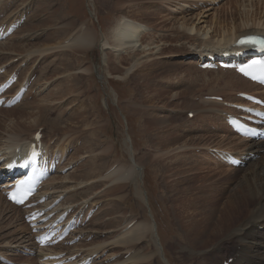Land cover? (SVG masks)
Wrapping results in <instances>:
<instances>
[{
    "label": "rangeland",
    "instance_id": "1",
    "mask_svg": "<svg viewBox=\"0 0 264 264\" xmlns=\"http://www.w3.org/2000/svg\"><path fill=\"white\" fill-rule=\"evenodd\" d=\"M22 1L0 0V4L6 2L4 3V9L7 10L3 15L5 16L7 12L9 13L5 16L6 18L4 17L3 19L7 23H11L14 14L16 12L18 13V10H15L13 11L12 16L11 13L14 6L11 4L16 5L23 2L26 3V0ZM28 1L29 0H27V2ZM41 1L42 0H30L29 2L31 3L28 2L25 4L27 6L29 5L26 7L27 11L24 14L27 15L25 24H23L17 31V34H14L6 40L7 44L4 43L6 46L19 44L17 49H19V46H26L28 50H26L25 54L23 52L22 55H17L22 52L0 49V65L7 68L6 72L13 71V69L14 71H17L15 70L17 66H21V70H18L21 79L23 78L22 80L24 81L30 76V81H35L32 83V91H28V96L24 101L18 104V106L16 105L14 108H5L6 110L3 108L0 109V133L6 134L5 136L0 134V148L5 145L3 149L6 151V143H8L7 134L21 135V137L30 136L29 138H31L32 133L36 132L39 128H42L45 133H48L45 135L46 142H48L51 148H54L56 152L59 151L60 145H67L66 142H68L69 145V142L75 138L76 140L74 141L76 142L72 143L71 146L66 147L63 154L65 164L73 165V168L67 173L55 176V178L50 181V185L46 188L50 194H54L53 192H56V194H64V205H72L75 208H77L82 201L77 203L71 202L73 196L77 195L86 197L89 193V191H87V184H90L93 181L87 180V178L82 179L83 171L89 166L88 163L90 160L91 168L99 165L101 167L102 162L99 158H96V155L100 152L105 153L106 148H109L104 160H108V166H112L110 169L104 171L100 177L96 178L99 181H108L107 183L109 184H101V188H99L93 195L90 194L88 197H84L86 202L80 206L84 207L83 205H85L84 209H86L90 204L88 208L89 210L98 204L101 209L98 208L99 210H97L94 217L84 226V235L91 232V234L85 239L87 243H90L97 237L96 244H106V246L107 244H114V246H107L103 250V257L106 255L104 260L113 256V260L111 259L112 261L109 264H117L116 262H118V259L120 263H122L120 259L122 256L123 259H129V252H126V249L123 246L116 243L119 241L118 237L124 233L125 229L120 231L121 233L118 232L120 227L115 226L114 221L117 222L122 216H125L124 219L128 216L141 220L146 218L152 223V232L154 233L153 235L157 242L156 248L161 255H159V253H154L156 252L155 244L151 245L154 243V239L152 242L150 239L146 238L143 241H140L142 250L139 251L142 255H148L150 257L148 260H158V255L164 264H189L187 263L186 256H179V251L168 250L167 247L169 241L174 240L178 233L181 235L182 232V226L176 225V220L173 221L174 219L172 217L175 216V214L171 212V209L178 213L179 216L180 214H183L182 210H184L186 218L184 220L180 218V221L184 222L186 219H189L188 224L190 227L192 226V230L188 227L191 232V241L181 235L184 238L183 245L186 247H188V244L194 245L199 249H202L200 251L201 253L204 251L208 253L214 243L203 246L205 243L204 237L194 239L192 236L193 230L205 221L211 220L212 223L217 221L219 210L226 207L228 204V202L226 203L227 197L236 186L235 183H231L237 181V178L244 173V168L238 170L231 166V168H229L227 165L223 166V164H215L217 163L216 159L208 156L209 153L207 152V149L209 146H221L225 149L242 153V151L245 150V147H240L239 143L241 140H239L238 137L236 138L234 133L227 129L222 115L221 117L219 114V116L215 115L216 112L221 109V106V110H224L225 107L221 104L222 101L205 98V96L219 95L228 100L236 98V91L238 90L254 91L255 89L243 88L241 85L236 86L232 84L236 78L232 75V73L235 72L230 69L202 70L198 68L196 65V54L194 50L198 48H195V46L199 45V39L202 37L195 31L186 29V35L190 37L185 36L184 39L177 41L173 39V36L176 34L172 32H175L177 27L179 29L181 25L180 22L183 21L182 18L184 17L190 18V21H194L198 26H203V28L205 25L207 28L212 27L211 30H209V35L214 33L213 30L221 28V25L223 28L227 29L228 26H237L238 23H243V20H246L248 17L253 18L255 24H253L252 20H248L249 22L245 25L242 24L243 27L240 28H247L248 30L253 29L254 27L255 29L263 30L264 0H219L218 2H216V0H124L125 2L123 0L122 2L121 0H111V2L110 0H53L52 9H49L51 12H48V9L39 7V2ZM55 2L60 6L61 18L54 26H50L52 19L48 18L47 14L53 13L52 10L54 7H58ZM118 3L123 4L120 5V7H123L124 3H127L126 5L130 6L132 10L127 9L129 7L126 8V6L125 8L123 7V9H119L120 7L117 5ZM138 5L143 7L141 9L137 8ZM122 11L129 16L135 15L136 17H133L147 23L151 28V32H154L156 36H154L155 42L161 47L165 48L168 44H172L176 45L177 49L180 45H183V48H181V51L176 49L174 52L169 51L170 48H166V55L164 53L162 54L163 56L165 55L162 58L164 64L158 67L154 65L156 68H153V73L149 76L146 75V73L152 68L149 66V63H160L161 60L159 59L160 55L158 53L153 54L156 50L154 47H156L157 44L154 43L151 46L147 45V48L149 49L146 51L144 50L143 52L139 48L141 51H139V53H142L140 54L142 59L140 61L144 62L134 70L132 69L128 72V76L125 78L115 76L114 74L112 75L106 69L108 68L109 70V68H112L113 66V69H119V73L122 70V73L126 71L130 64L129 62H132L130 61V57H127V52L122 54L120 62L116 60V62L119 63L118 66L114 64L115 59L113 57H110L109 65H107L104 59L107 56L105 52L107 49L105 48V45H102V42H98V45L86 50L84 53L77 51L71 52L70 61L73 62H71L73 68L71 67V70L65 73H62L65 69H63L59 63L64 61L63 58L65 54H59L60 52L57 51L61 48L56 50L53 48L51 49L52 51L48 50L51 54L46 58L43 57V53L39 55L44 47L55 46V44L49 45V42H46L47 40L45 39L49 34L54 32V27L69 24L67 30L69 33H72L74 30L76 31L80 25H84L85 23L90 30L95 27L98 31L99 38L101 39V35L105 33L107 34V27L112 24V20L115 17H118V15L124 14ZM33 18H36V20ZM175 19H177V21H174ZM198 19L200 20L198 21ZM259 21L261 22L259 23ZM71 22H73L72 25L70 24ZM181 28L183 29V27ZM30 29L32 30L30 31ZM27 32L34 34V37L37 35L38 38L36 37L21 42L24 33ZM2 47H5V45ZM30 48L31 50H29ZM34 49L36 51H34ZM28 53H35L29 62H27V60L24 61V58H27L24 55H27ZM42 57L44 59H42ZM75 57H78L76 60L77 62L71 60ZM12 61H14L13 64H11ZM47 64L50 67V70L47 69L49 68L47 67ZM91 66L92 72L88 73L85 68H90ZM54 68H57L58 71ZM111 68L110 70H112ZM46 69L49 72L46 71ZM142 69L147 70L142 73ZM81 72L83 73V76L80 75ZM74 73L76 77H73ZM114 73H118V71ZM192 78H195V80H192ZM68 80L74 85V89H69L71 91L66 90V85H68L69 88H72V85L70 84V86L69 82L67 83ZM177 80L178 83H175ZM21 83L22 81L16 85V88ZM60 87L64 89V91L61 94H58L56 93L58 92L56 90H62ZM150 95L155 96L153 97V100H151L152 98H149ZM54 99L62 102L55 106L56 101H54ZM50 103H53V106L56 108L52 105L49 106L48 104ZM84 107L86 108L84 109ZM211 108H217L216 112H210ZM78 109H84V116H88V118H85L84 121H82L83 119L79 122L78 120L75 121V126L72 129L63 131V127L73 123L74 114L77 113ZM191 110H193L194 113L193 117L188 116L187 113ZM22 112L26 113L23 114ZM28 112L35 114L37 118L34 123L35 125L41 124L38 129L36 127L29 129L21 124V121L24 119H28V121L34 119V117L32 119ZM34 112H39V114ZM217 118H221L222 120H218ZM42 119L45 120L46 123L41 122L43 121ZM54 119H56L57 122L52 123V120ZM16 122H18V124L20 122L19 126L15 125L11 129L4 128L6 124L14 125ZM52 125H54L55 129L51 127ZM57 126L61 130H57ZM166 134L168 136L171 135L172 137L180 135L181 139L177 142L171 141L170 143L167 142L166 139L163 141ZM59 137L61 139H59ZM183 150H185V152H182ZM203 157L205 159H203ZM201 159L203 160L201 161ZM132 161H135L137 169L141 170L140 176H138L137 180L127 181L121 178L117 179L115 176V179H112L113 176L109 175L120 164L122 165L126 163L127 167ZM193 161H196L197 163ZM203 162L205 163L203 164ZM181 163H195V166L202 167L203 169H200L195 173H183L185 170L184 168L181 169ZM162 164H164V166ZM159 165L160 167L156 169L155 167ZM96 171L97 170L93 172ZM70 172L72 173L68 175ZM109 178L111 180H107ZM175 179L180 181L182 179H191L190 183L184 184L185 188H178L177 194H191L192 192H194V194L220 192L218 195L207 196L211 198L209 207L216 210L208 216L206 213H197L194 211L192 208L196 205H189L190 210L186 209L184 206H180L182 200L180 199L179 201L177 199V201L174 199L176 194L172 191L170 192V188L173 186V182L175 183ZM63 183L66 184L65 186L67 188L62 186ZM128 183H130L129 187H127ZM187 185L190 186L187 187ZM110 187H113V190H109L107 193L110 191L111 193H117L110 196L108 193V196L106 197L102 195H106V190ZM101 195L104 196L103 199L100 198ZM121 195L126 196V200H123V202L121 201ZM94 196L100 198L98 199V202L93 203L92 198ZM119 197L120 199H118ZM113 201L114 205H116L115 213L106 215L107 208L109 209V207L114 206L112 204ZM7 207L8 204L3 202L0 198V213L2 212L1 210L6 209ZM6 212L9 216L13 215V220L10 221L11 224L4 221L0 224V250H4L1 247L5 248L8 240L13 241L11 240L13 238L12 236L18 232L21 236L23 235L24 237L29 238V231L23 222L21 210H10L8 207L5 213ZM245 215L246 212L242 217L232 220L231 223L236 224ZM106 221H110L111 224H106ZM98 224L100 225L98 226ZM124 224L125 222H123V225ZM193 226L195 227L193 228ZM205 227H207V225ZM116 231L118 233L111 236ZM206 232H210V229L207 228ZM116 239L117 241H114ZM77 245H81V243ZM117 245L118 248H116ZM231 247L232 246L230 245L229 248L231 249ZM87 248L89 247L77 246L75 250H86ZM3 253L6 254V251ZM219 253L220 257L222 256L218 261L219 264H221L222 260L224 263L229 256L231 257L230 253L227 255H222L223 252ZM182 254L186 255L185 252ZM13 258L17 260V257L14 256ZM19 259L23 258L20 257ZM167 259L170 260L169 263H166ZM138 263L156 264L154 261L137 262L135 264ZM0 264L3 263L0 262ZM123 264H134V262H130L129 260Z\"/></svg>",
    "mask_w": 264,
    "mask_h": 264
},
{
    "label": "bare ground",
    "instance_id": "2",
    "mask_svg": "<svg viewBox=\"0 0 264 264\" xmlns=\"http://www.w3.org/2000/svg\"><path fill=\"white\" fill-rule=\"evenodd\" d=\"M23 1H25V0H23ZM52 1L53 0H42L41 2H39V7L40 8H45V9H48V10L49 9H52V6H53V2ZM25 2L28 3L27 0ZM110 2H111V0H110ZM121 2H122V0H121ZM4 3H6V2H2L0 4V13H3V12H5L7 10V9L6 10L4 9ZM26 3L23 2L21 4L19 3V4H16V5L15 4H11V5L14 6L13 7V10H12V13H11L12 16H13V11L18 10V13L17 12L16 13L14 12L15 14L12 17L13 20L20 19V18H22V16H24L25 12L27 11V8L26 7L29 6V5L28 6L25 5ZM29 3H31V2H29ZM55 4L58 5L57 2H55ZM107 4H109V3H107ZM126 4L127 3H124V6L123 7L124 8H125V6H126V8L129 7L127 9H131L132 10V8H130V6H128ZM117 5H118V7H120V5H123V4L118 3ZM139 6L140 5H138L137 8H140L141 9L143 7V6H140V7ZM114 7H115V5H114ZM123 7H120L119 9H123ZM124 11H125V9H124ZM124 11H122V13H124ZM48 12H51V10H49ZM52 12L53 13H51V14H47L48 18L52 19V23L50 24V26H54L55 23H57V21H59V19L61 18V16H60V6L58 5V7H54V9L52 10ZM125 13H126V11H125ZM125 13L118 15V17H115L112 20V24L110 23L111 25H108V27H107V34L105 33V34L101 35V39L99 38L98 31L95 29V27H93L90 30L88 28V25H86L85 23H84V25H80L76 29V31L74 30L72 33H69V31L67 30V28L69 27V24L68 25L66 24V25H63V26L60 25L59 27L56 26V27L53 28L54 32L51 31L53 33L49 34L48 37L45 38L47 40L46 42H49V45H54L55 44V46L44 47V49L40 51V54L39 55H41L43 53V57L46 58L49 54H51V52H48V50H51L53 48L55 50L58 49V48H61L60 50H57V51L60 52L59 54H65L64 55V58H63L64 61L63 62H59L61 64L62 68L65 69L64 71H62V73H65L67 71H70L71 70L70 68L72 67L71 64L73 62L70 61L71 52L77 51V52H80V53H84L86 50H89V49L95 47L96 45H98L99 44L98 42H102L103 43L102 45L103 46L105 45V48L107 49V51H105L107 56L104 58L107 65H109L110 57H113L115 59V63L114 64L116 66H118L119 65L118 62H120V59H122V57H121L122 54L124 52H127V57H130V61H132V62H129L130 64L128 65L126 71H124L122 73V71H123L122 70L119 73V69L118 68H114L113 69V66H112V68L110 67L112 70H110V68H109V70H108V68L106 69L112 75L114 74L115 76L124 77L125 78L126 76H128V72H130L132 69L134 70L136 67H138L141 63L144 62V61L143 62L140 61V60H142L141 59V56H140V54H142V53H139V51H140L139 48L143 52L144 50L146 51L147 49H149V48H147V45H150L151 46L154 43L157 44L155 42V38H154L155 34H154V32L153 33L151 32V28H150V26L147 25V23L141 21L138 18H135L136 17L135 15H133V16H135V17H133V16H129L128 14L126 15ZM44 17H46V16H44ZM33 19L36 20V18H33ZM189 19L190 18H187V17L182 18L183 21L180 22L181 25H180L179 29L177 27L176 31L175 32H172V33H175L176 34V35L173 36L174 37L173 39L174 40H177V41H180V40L184 39V37L187 36L186 33H185V30L186 29L191 30V31H195L196 33H198L202 37V38L199 39L200 40L199 45L195 46V48H197V47L198 48L196 50H194L195 51V54L200 53V56L205 55L208 52H213V53L218 52V53H221V52L226 51V50L240 49V47L236 46V40L241 35L252 34V33H263L264 34V30L255 29L254 27H253V29H248V30H247V28H245V29L240 28V27H243L242 24L245 25L250 20H252L253 21V24H255L254 19L253 18H249V17L246 18V20H243V23H238L237 26H233V25L228 26L227 29L223 28L222 25H221V28H219L217 30H213L214 33L212 35H209L208 34L210 32L209 30H211L212 27L207 28L206 25H205L204 28H203V26H198L194 21H190ZM199 20L200 19H198V21ZM174 21H177V19H175ZM4 22H6V21L3 19L2 20V23H4ZM73 22H71L70 24L72 25ZM201 22H204V21H201ZM260 22L261 21H259V23ZM173 26H174V23H173ZM181 27H183V29ZM173 28H175V27H173ZM31 30L32 29H30V31ZM25 31H29V30H25ZM152 31H155V30H152ZM36 37H37V35L34 37V34H32L31 32H27V33H24V36L22 37L23 39L21 40V42H25V41H28V39H32V38H36ZM187 37H190V36H187ZM192 38H193V36H192ZM212 38L214 39V41H213ZM4 43H6V41H3V42L0 43V49H4V50H8V51H19V52L21 51L22 52V53H19L17 55H22L23 52L25 54L26 50H28V48L26 46H19V49H20L19 50V49H17V47H18L19 44L18 45L11 44V45H7L6 46L7 43L6 44H4ZM43 43H45V42H43ZM43 43H40V44H43ZM4 45H5V47H2ZM20 45H21V43H20ZM40 46H42V45H40ZM150 46H148V47H150ZM154 48H156V50L153 52V54H157L158 53L160 55L159 59H161V60H160V63H158V62H151V63H149V66H151L152 68H151V70L148 71V73H146L147 76H149V75H151L153 73V68H156L158 66H162L164 64L162 62V58L166 55L165 54L166 48H170L169 51H171V52H174L177 49L176 45H172V44H168L165 48L164 47H161L160 45L157 44L156 47H154ZM181 48H183V45H180V47H178L177 50L178 51L179 50L181 51ZM29 50H31V48ZM62 50H63V53H62ZM34 51H36V50L34 49ZM136 52H138V53H136ZM163 53L165 54L164 56L162 55ZM33 54H35V53H28L27 55H24L25 57H27V58H24V61L27 60V62H29V60L32 58ZM8 55H9V53H8ZM43 57H42V59H44ZM77 58L78 57H75V58H73L71 60H74L75 62H77L76 61ZM116 60H118V62H116ZM146 61H149V60H146ZM47 67H49L48 64H47ZM91 68H92V66L90 68H87L86 67L85 69L88 71V73H91L92 72V69ZM47 69L50 70V67L47 68ZM47 69H46V71H48ZM55 70H57V68ZM146 70L147 69H142L141 72L143 73ZM226 70H228V69H226ZM42 71H43V69H42ZM117 71H118V73H114V72H117ZM27 74H28V72H27ZM69 74H71V73H69ZM80 75L83 76V73L81 72ZM232 75H233V77L235 76V78H236L232 82V84H234L236 86H240L241 85V87H243V88L255 89L254 91L259 90L260 87L258 85H256L255 83L249 81L248 79H245L242 76H240L238 74H235V73H232ZM53 76H54V74H53ZM28 77L27 78L24 77L27 80L25 82L27 84V86L29 85V81H30V76H28ZM73 77H76L75 76V73H74V76ZM192 80H195V78H192ZM201 80H203V79H201ZM24 81L22 80V83L18 87H20L21 85H23L24 84ZM68 82H69V80L67 81V83ZM175 83H178V80ZM70 84L72 85V88H69L68 85H66L67 86V89L66 90H68V91H71L69 89H74L73 88L74 85L69 82V85ZM66 86H64V87H66ZM17 88L15 87L14 90L17 89ZM59 90H56V91H58L56 93L61 94L64 91V89H62L60 91ZM69 94H70V92H69ZM50 97H51V95H50ZM61 97H62V95H61ZM153 97H155V96H151V95L149 96V98H152L151 100L154 99ZM58 98H60V97H58ZM58 100H60V99H58ZM54 101H56V100L54 99ZM61 102L62 101H56L55 102V104H56L55 106H57ZM48 105L49 106L50 105L53 106L54 104L53 103H50ZM210 105H213V104H210ZM49 106H48V108H49ZM55 106H53V107H55ZM85 108L86 107H84V109ZM84 109L83 110L82 109L81 110L78 109L77 110V113L74 114L73 123H70L69 122L70 124L68 126L63 127L62 130L64 131V130L72 129L75 126V123H76L75 121L78 120V122H79L82 119H83L82 121H84L85 118H88V116H86V117L84 116ZM44 110H46V109H44ZM216 110H217V108H211V111L210 112H216ZM205 111H207V110H205ZM39 112L38 113L37 112H34V113L39 114ZM207 112H209V111H207ZM22 113L25 114L26 112H22ZM31 113H29V115L32 117V119L34 117V119L31 120V121L30 120L28 121V119L27 120L24 119V120L21 121V124L23 126L28 127L29 129L32 128V127L33 128L36 127L38 129V127L41 124H38V125H35L34 124L35 123V120H37V118H36L35 114H31ZM218 114L221 117V114H222V110L221 109L219 111H217L215 115L219 116ZM43 118H44V116H43ZM218 120H222V119L219 118ZM155 121H154V123H155ZM41 122H45V120H43ZM55 122H57L56 119L52 120V123H55ZM19 124H20V122H19ZM19 124H18V122H16L14 125L13 124L12 125H7L6 124L4 128L5 129H8V128L11 129L15 125L16 126H19ZM36 124H37V122H36ZM51 127L53 129H55L54 128V125H52ZM57 130H61V129H59V127L57 126ZM228 130H230L229 127H228ZM20 131H21V129H20ZM21 133H23V132H21ZM34 133H32V137L31 138H29L30 136L28 134L27 135L29 137H27V136L21 137V135L7 134V138H8L7 139L8 140V143H6V146H7L6 148L7 149H6V151H4L5 149H3V148H4L5 145L2 148H0V152H2L0 154V159L3 156L14 154L15 153V150L17 149V147L24 148V151L27 153L28 148H29V145H30V143H31V141L33 139V134ZM0 134L2 136H5L6 135V134H2V133H0ZM46 134H48V133L46 132ZM162 136H164V135H162ZM164 137L165 138L163 139V141L166 139L167 142H169V143L171 141L172 142L173 141L174 142H177L178 140L181 139L180 138V135H177V136L172 137L171 135L168 136L166 134V136H164ZM203 138H205V137H203ZM236 138H237V136H236ZM59 139H61V138L59 137ZM59 139H58V141H59ZM74 140H76V139L74 138ZM74 140L72 139L69 142V145H68V142H66L67 145H60L59 148L61 149V151L64 152V149L66 147H69V146L72 145V143L76 142ZM239 140H241V142L239 143L240 147H245V150H246V153L245 154H246V156L247 155H251V154H258L259 157L256 158V159L250 158L249 163H248V166L246 168H244V170H243L244 173H242V175H240L237 178V181H233L231 183V184H234L235 183L236 186L232 189L230 195H228V197H227L226 203L228 202V204L226 205V207L224 209L222 208L221 210H219V212H218L219 213V217H218L217 221H215L214 223H212L211 220L205 221L204 223H201L199 227H197V228H195L193 230L192 236H193L194 239H200L201 237H204L205 243L203 244V246H205L206 244H213L214 243L212 245V247L210 248L211 250L208 253L206 251H204V252L201 253L200 251L202 249H199L198 247H196L194 245H189L188 244V247H186V246L183 245L184 244L183 243L184 238L181 235L185 236L187 240H190L191 241L192 240V237H191V232L189 231V228L192 230V226L190 227V225L188 224L189 223V219H186L184 222H181L180 221V218L182 220H184L186 218V215H185V211L184 210H182L183 211V214H180V216H179L178 213L174 212L171 209V212L173 214H175V216L172 217L174 219L173 221L176 220V225H181L182 226L181 229H182V232L183 233L181 232V235H180L177 232L178 235L176 236V238L174 240L171 239L172 241H169L167 247H168V250L179 251V253H180L179 256H182V257L186 256L187 257V263H189V264H216V263H218L219 259L222 257V256L220 257V253L219 252H223L222 255H227L228 253H230L231 257H233V261L230 264H264V142L247 141V140L241 139V138H239ZM46 146H47V148L49 150L50 146L48 144ZM219 147H221V146H219ZM108 150H109V148H106L105 153L104 152L103 153L100 152L99 154L96 155V158H99V160L102 162L101 167L99 165L97 167L91 168V160H90L89 163H88L89 166L87 165L88 166L87 169L84 170L83 173H82V176H83L82 179L87 178V180H93L90 184H87V191H89V193L87 194L86 197H88L90 194L93 195L99 188H101V184L102 185H105L108 182V181L103 182V181H99V180L96 179V178L100 177L104 171L110 169V167L112 166V165L111 166H108L109 165V161L108 160H104L105 156L108 153ZM182 152H185V150H183ZM242 152H244V150ZM239 153L242 154L241 152H239ZM206 154H207V152H206ZM193 156H194V154H193ZM176 157H177V155H176ZM204 157H206V156H204ZM204 157H203V159H205ZM203 159H201V161ZM193 162H196V161H193ZM157 163H158V161H157ZM204 163L205 162H203V164ZM215 164H221V163L217 162ZM162 165L164 166V164H162ZM195 165H196L195 163H193V164H189V163H185V164L183 163L182 164L181 163L180 166L182 168L181 167L180 168L181 169L184 168L185 171L183 173H185V172L195 173L196 171H198L200 169H203L202 167H198V166H195ZM158 167H160V165L159 166H156L155 168L157 169ZM229 168H231V167L229 166ZM229 168H227V169H229ZM236 169L239 170L241 168L239 167V168H236ZM95 170H97V171L96 172H93ZM140 171L141 170H138L137 169V165H136L135 161L134 162L132 161L131 164L128 165L127 167H126V163L125 164H122V165L120 164L114 171H112L111 173L109 172L110 173L109 175L110 176H113V178L111 177L112 179L121 178V179H124V180H127V181L128 180L133 181V180H137L138 176H140ZM71 173L72 172H70L68 175H70ZM116 175H117V177H116ZM178 175H179V173H178ZM228 175H231V174H228ZM114 176H115V178H114ZM181 176H182V174H181ZM54 178L55 177H52L51 179H49V181L47 183H45V185L43 186L42 190H44L43 191L44 194L49 193V195H50V192H48V190H46V188H47L48 185H50L49 184L50 181H52V179H54ZM107 180H111V179L109 178ZM82 182H84V181H82ZM190 182H191V179H188V180L187 179H182L181 181L175 179V183L173 182V186L170 188V192L172 191L173 193L176 194L175 197H174V199H176V200L178 199L179 201H180V199L182 200V203L180 204V206H184L186 209H189L190 210L189 205H196L194 208H192L194 211H196L197 213H200V212H202L204 214L206 213L209 216V214L210 213L212 214L216 209L209 207L210 206V202H211V198L210 197H207V196L218 195V194H220V192H209V193H200V194H194V192H192L191 194H189V193L188 194L187 193L177 194L178 193L177 190H178L179 187H184V184L185 183H190ZM80 183H81V181H80ZM84 183H86V182H84ZM107 184H109V183H107ZM65 185L66 184L63 183L62 186L66 187ZM129 186H130V183H128L127 187H129ZM189 186L187 185V187H189ZM109 190L112 191L113 190V187H110L109 189L106 190V195L105 194H102V195H104L106 197V196H108V193H109V196L110 195H113V194L115 195L117 193V192L111 193V191L107 193V191H109ZM61 195H62V193H58V194H55V195L54 194L53 195H50L52 197V200L50 202L54 201L55 198H57V197H59ZM102 195L100 196L101 199H103V197H104ZM170 195H174V194H170ZM84 197L83 196L81 197V196L74 195L71 202L77 203V202L82 201V203L81 202L79 203V208H80V206L82 204H84V202H86L84 200ZM96 197L97 196H94L92 198L93 203L94 202H98V199H100V198H96ZM0 198L3 200V202H5V203L8 204V207L10 208V210H16L17 211V209H19L16 206L8 203L7 200L5 199V197H3L1 195V193H0ZM118 199H120V197ZM70 200H71V198H70ZM123 200L124 201L126 200V196L121 195V201L123 202ZM112 204L114 205V201H113ZM6 209L1 210L2 212L0 213V224L3 221L4 222H8L9 224H11L10 221L13 220V215H10L9 216V215H7L8 214L7 212L5 213ZM115 209H116V205L111 206V207H109V209L107 208V214L106 213L105 214L106 215L114 214L115 213ZM7 211H9V210H7ZM245 212H246V215L243 218H241L236 224H232L231 223L232 220H235L237 218L242 217ZM172 213H171V216H172ZM124 217L125 216H122V218L120 220H118L117 222L114 221V225L117 226V227H120V229L118 230V232L122 231L130 223L134 222V224L127 231H125L126 230L125 229L124 230V233L122 232L123 234H121L120 237H118L119 238L118 239L119 241L116 242V243H118L121 246H123L126 249V252H129L130 255H129V259H127V260L126 259H123V256H122V258H120L122 263H120L119 259H118V262H116V263L117 264H123L124 262L130 260V262H134V264L137 263V262H140L141 263V262H144V261H147V262L154 261V262H156V264H164V262L162 261V259H160V257L158 255H157L158 260H148L150 257L148 255H142V253L139 251V250H142L141 249V245H140V241L141 240L143 241L146 238L150 239L152 242H153V239H154V243H152L151 245H154L155 244V248L157 247V242H156V239L154 238V235H153L154 233L152 232L153 231V225H152L151 222L148 221L149 219L143 218L141 220V219H135V218H133L131 216H128V217H126L124 219ZM211 217H212V215H211ZM110 221H111V219H110ZM110 221H106V224L108 223V225H110L111 224ZM123 222H125L124 225H123ZM104 224H105V222H104ZM99 225L100 224H98V226ZM206 225H207V227H205ZM101 226H102V223H101ZM101 226H100V228H101ZM194 227L195 226H193V228ZM207 228L210 229V232H206ZM81 232H83V229H81ZM118 232L117 231L114 232V234H112L111 236H114ZM90 233L87 234V235L86 234L84 235V238L81 241V245H76V247L77 246H87V247H89V248H87L85 254H92L94 252L100 254V253H103L104 248H106L107 246L108 247L114 246V244H111V245L110 244H107V246H106V244H103V242H102V244L104 246H101V244H96L97 237L94 238L90 243H87L85 239L90 235ZM12 237L13 238L11 240H13V241H9L8 240L7 241V246L5 248L4 247H1L4 250H0V253L4 254L3 252L6 251V254H4V255L8 256V255H13V253L11 252L13 250L22 249L25 246L32 247L31 244H33V239L30 236H29V238L28 237H24L23 235L21 236V234L18 232L15 235H13ZM114 241H117V239L114 240ZM108 242H110V241H108ZM112 243H114V242H112ZM230 245L232 246L231 249L229 248ZM180 247H182V248H180ZM206 247H202V248H206ZM116 248H118V245L116 246ZM183 252H185L186 255L182 254ZM37 253L39 255L40 252H37ZM118 253H119V249H118ZM154 253H157V254L159 253L158 250H157V248H156V252H154ZM159 255H161V254L159 253ZM143 259H146V260H143ZM169 261L170 260L167 259V262L166 263H169ZM222 263H223V260H222L221 264Z\"/></svg>",
    "mask_w": 264,
    "mask_h": 264
},
{
    "label": "snow or ice",
    "instance_id": "3",
    "mask_svg": "<svg viewBox=\"0 0 264 264\" xmlns=\"http://www.w3.org/2000/svg\"><path fill=\"white\" fill-rule=\"evenodd\" d=\"M240 43H255L254 40H252L251 38H248V39H242L241 41H239Z\"/></svg>",
    "mask_w": 264,
    "mask_h": 264
}]
</instances>
